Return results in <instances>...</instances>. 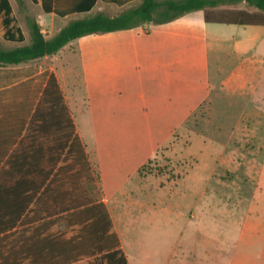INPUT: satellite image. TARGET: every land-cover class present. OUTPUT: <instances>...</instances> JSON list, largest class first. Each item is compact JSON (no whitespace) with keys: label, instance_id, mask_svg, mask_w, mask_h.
I'll return each instance as SVG.
<instances>
[{"label":"crops","instance_id":"1","mask_svg":"<svg viewBox=\"0 0 264 264\" xmlns=\"http://www.w3.org/2000/svg\"><path fill=\"white\" fill-rule=\"evenodd\" d=\"M140 1L24 0L46 38ZM263 33V25L206 22L197 10L0 65V264H141L109 205L126 202L113 200L214 96L215 67L231 66L222 83L229 100L246 101L252 85L249 102L264 103L255 89L264 78ZM30 42L16 0H0V49ZM222 219L230 244L237 238L229 264H264V215L254 216L250 244L246 217Z\"/></svg>","mask_w":264,"mask_h":264},{"label":"rangeland","instance_id":"2","mask_svg":"<svg viewBox=\"0 0 264 264\" xmlns=\"http://www.w3.org/2000/svg\"><path fill=\"white\" fill-rule=\"evenodd\" d=\"M237 10H246L245 4L207 12L216 21ZM230 69L214 68V96L158 149L135 187L113 200L126 202L109 205L123 217L120 227L138 263L229 264L237 238L231 245L224 234V215L246 217L248 238L254 216L264 215V103L249 102L252 85L246 101L229 100L222 83ZM255 89L264 92V78ZM195 218L203 222H187Z\"/></svg>","mask_w":264,"mask_h":264},{"label":"trees","instance_id":"3","mask_svg":"<svg viewBox=\"0 0 264 264\" xmlns=\"http://www.w3.org/2000/svg\"><path fill=\"white\" fill-rule=\"evenodd\" d=\"M16 2L19 11L24 14L31 42L11 50L0 49V65L19 64L46 55H54L68 43L85 35L163 24L197 10H205L206 22L214 21L211 20L207 9H216L225 5L244 3L246 10L228 12L230 16L227 20H216V22L264 26V0H141L138 5L124 9L117 16L112 17L100 11L76 19L63 27L54 37L46 38L38 22L25 12L24 0H16Z\"/></svg>","mask_w":264,"mask_h":264}]
</instances>
